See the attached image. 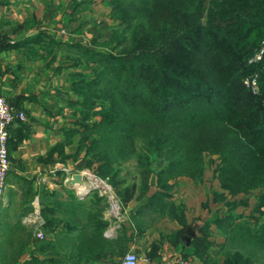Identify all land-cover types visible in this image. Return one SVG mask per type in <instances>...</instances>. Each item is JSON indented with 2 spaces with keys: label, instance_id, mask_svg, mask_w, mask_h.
Instances as JSON below:
<instances>
[{
  "label": "trees",
  "instance_id": "1",
  "mask_svg": "<svg viewBox=\"0 0 264 264\" xmlns=\"http://www.w3.org/2000/svg\"><path fill=\"white\" fill-rule=\"evenodd\" d=\"M110 3L111 16L119 19L111 33L117 54L77 45L79 57L100 67L92 79L79 75L74 83L86 119L100 115L84 125L88 168L122 203L141 199L152 175L162 189L177 176L200 181L205 156L216 154L214 176L221 189L231 195L260 191L251 224L232 214L217 219L229 245L223 264H264V52L256 57L264 45V0ZM253 77L259 86L254 93L245 83ZM93 97L101 99L99 110L93 109ZM129 162L131 183L122 188L128 174L121 165ZM25 191L31 202V188ZM162 195L153 193L149 203L159 201L162 213L183 225L179 205ZM91 196L96 203L106 199L95 192ZM21 211L12 224L0 227V264H78L79 259L124 256L145 228L143 222L127 226L122 221L110 238L104 232L112 221L101 210L90 211L78 227L69 209L72 219L53 240L31 241V230L21 221L27 210ZM40 213L47 227L62 220L47 205ZM128 229L133 230L129 235ZM29 243L36 253L21 262ZM207 243L204 235L194 239L199 255Z\"/></svg>",
  "mask_w": 264,
  "mask_h": 264
},
{
  "label": "crops",
  "instance_id": "2",
  "mask_svg": "<svg viewBox=\"0 0 264 264\" xmlns=\"http://www.w3.org/2000/svg\"><path fill=\"white\" fill-rule=\"evenodd\" d=\"M93 1L0 0V93L25 113L24 120L14 119L8 127L11 169L0 203L8 204L6 213L10 216L22 212L26 203L29 206L37 201L41 208L47 205L50 214L62 219L49 225L46 231L49 240L64 228L70 217L69 209L78 227L87 221L90 211L101 210L103 217L112 221L104 235L111 238L118 232L108 193L98 188L82 194L80 190L89 179L83 176L80 182L73 177L75 174L69 176L89 169L83 133L85 123L92 122L86 119L74 83L77 76L86 78L98 68L95 62L79 57L77 45L105 52L111 43V29L117 23L110 14L109 1ZM97 5H101L102 11ZM205 169L200 181L177 176L169 180L167 189L156 186V176L152 175L149 189L141 199L119 203L112 190L124 224L133 226V220L145 224L143 232L134 235L126 251L138 254V264H175L176 259H185L188 264H223L229 245L217 219L230 214L246 218L244 211L238 210L246 198H253L248 217L256 215L254 206L260 191L231 195L221 189L214 170L213 182ZM129 184L124 182L122 188ZM28 186L33 192L29 203L21 196ZM93 192L107 199L101 198L96 203L91 196ZM155 192L179 205L183 225L164 215L159 201L153 202L155 206L149 203L148 197ZM250 203L248 200L245 205ZM27 213L28 210L21 218L22 223ZM132 232L128 229L127 235ZM203 235L209 243L199 255L194 239ZM28 247L21 262L28 260L31 252L36 253L32 243ZM122 259L123 256L113 255L102 260L79 259L78 264H123Z\"/></svg>",
  "mask_w": 264,
  "mask_h": 264
},
{
  "label": "built area",
  "instance_id": "3",
  "mask_svg": "<svg viewBox=\"0 0 264 264\" xmlns=\"http://www.w3.org/2000/svg\"><path fill=\"white\" fill-rule=\"evenodd\" d=\"M257 58H260V53L257 54ZM254 84V83H253ZM256 90V89H255ZM24 120L25 113L23 110H18L15 106L10 104L5 97L0 93V198H2L6 186H7V175L11 169V160L9 154L8 142L10 138L9 125L14 120ZM66 171V167H63ZM73 174H79L81 177H87L89 181L87 184L82 186L80 193H86L92 189H102L106 194L108 193L109 201L112 204L115 221L114 227L118 229L119 223L122 222V212L119 210L117 201H113L114 194L111 186L103 179L96 176L90 169L80 170L78 172L69 173V176ZM98 181H102L100 184ZM73 185H77L75 182ZM23 222L32 228L34 240H42L46 238V226L45 220L40 213V207L38 202L35 201L33 205V211L23 218ZM123 264H138V254L134 251H128L122 259ZM175 264H188L184 259H176Z\"/></svg>",
  "mask_w": 264,
  "mask_h": 264
},
{
  "label": "rangeland",
  "instance_id": "4",
  "mask_svg": "<svg viewBox=\"0 0 264 264\" xmlns=\"http://www.w3.org/2000/svg\"><path fill=\"white\" fill-rule=\"evenodd\" d=\"M99 0H94L93 2H95V3H97ZM107 1V3H108V1H109V5H110V14H111V12H112V9H113V4L112 3H110V0H106ZM103 3V2H102ZM97 9L99 10V11H102V7H101V5H97ZM115 20L117 21V23H116V25L115 26H117L118 25V23H119V19L118 18H115ZM115 26H113L112 27V29H111V33L112 32H114V31H116V27ZM107 42V41H106ZM115 46V42L113 43V42H111V43H108V45H107V47H108V49L105 51V53H111V54H113V53H116L117 54V50H118V48H116V47H114ZM263 52H264V45L261 47V50H260V56H261V54H263ZM100 69V67H98V68H96V71L97 70H99ZM94 77V73L92 74V75H90V76H86V78H84L85 80H90V79H92ZM256 81V82H255ZM245 83H246V85L247 86H249V88L251 89V91L253 92V91H255V89L256 90H258L259 91V86H258V83H257V80H255V77H253V79L252 80H245ZM254 83V84H253ZM254 93V92H253ZM101 99H99V98H97V97H93L92 99H91V101L92 102H94L95 104H94V106H93V109L94 110H99L100 109V101ZM109 104L108 103H106V106H108ZM92 116V118H91V120H94V119H100V115H98V114H93V115H91ZM205 160H206V169H205V174H206V176L211 180V181H213L214 182V176H213V170L215 169V166H216V164L218 163V156L216 155V154H211V155H206L205 156ZM131 165V163L129 162V163H123L122 165H121V167H123V169H125V170H127V174H128V176L124 179V181L126 182V183H131V178H132V167L130 166ZM125 170H123V172L125 171ZM131 172V173H130ZM30 195V192L29 191H25V190H23V193H21V196H22V198L24 199V200H28V196ZM106 199H107V197H106ZM244 199V198H243ZM245 201H242L243 203H241V206H239V208H238V210L239 211H241V210H243L244 211V213H245V216H246V218L245 217H236V221H242V220H245V219H249V224H251L252 223V221L254 220L252 217H248V215H249V212H250V208H251V204H252V202H253V198H250V199H248V198H246V199H244ZM249 200V202H251L250 204H249V206H246L245 205V202H247ZM113 201L115 202L116 201V197H114L113 198ZM28 203H29V201H28ZM0 205H1V208H0V227L1 226H5V222H9L10 224H12L14 221H15V219H16V216L15 215H13V216H10V215H8L7 213H6V210L8 209V204L7 203H5V202H2V203H0ZM31 209L29 210L28 209V205H27V203L24 205L25 206V211L26 210H29L28 211V213L26 214V215H28L29 213H31L32 211H33V203L31 202ZM243 208V209H242ZM25 215V216H26ZM24 216V217H25ZM23 217V218H24ZM74 217V216H73ZM223 217V216H222ZM70 219H72V217H70ZM23 220V219H22ZM77 220H75V222H76ZM24 223V222H23ZM24 224H26V223H24ZM27 225V224H26ZM27 227H28V225H27ZM30 230H31V241H33L34 240V236H33V233H32V228H30V226L28 227ZM1 230H2V227H1ZM1 230H0V233H1ZM2 241V240H1ZM1 241H0V244H1ZM31 243H29L28 245H30ZM26 251H29V247L26 249Z\"/></svg>",
  "mask_w": 264,
  "mask_h": 264
},
{
  "label": "water",
  "instance_id": "5",
  "mask_svg": "<svg viewBox=\"0 0 264 264\" xmlns=\"http://www.w3.org/2000/svg\"><path fill=\"white\" fill-rule=\"evenodd\" d=\"M73 177H75V179L77 180V181H80L81 182V176L79 175V174H75ZM71 182H73L72 180H71ZM73 184V183H72Z\"/></svg>",
  "mask_w": 264,
  "mask_h": 264
},
{
  "label": "bare ground",
  "instance_id": "6",
  "mask_svg": "<svg viewBox=\"0 0 264 264\" xmlns=\"http://www.w3.org/2000/svg\"><path fill=\"white\" fill-rule=\"evenodd\" d=\"M100 184H103V182L102 181H98Z\"/></svg>",
  "mask_w": 264,
  "mask_h": 264
}]
</instances>
